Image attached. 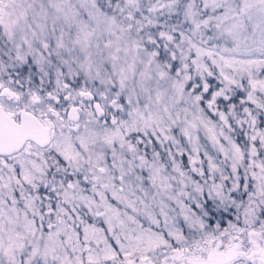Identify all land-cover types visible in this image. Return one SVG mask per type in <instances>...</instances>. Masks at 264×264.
I'll return each instance as SVG.
<instances>
[{
  "label": "snow or ice",
  "instance_id": "1",
  "mask_svg": "<svg viewBox=\"0 0 264 264\" xmlns=\"http://www.w3.org/2000/svg\"><path fill=\"white\" fill-rule=\"evenodd\" d=\"M0 264H264V0H0Z\"/></svg>",
  "mask_w": 264,
  "mask_h": 264
}]
</instances>
